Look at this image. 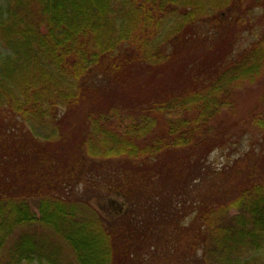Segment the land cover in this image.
Wrapping results in <instances>:
<instances>
[{
	"label": "trees",
	"instance_id": "trees-1",
	"mask_svg": "<svg viewBox=\"0 0 264 264\" xmlns=\"http://www.w3.org/2000/svg\"><path fill=\"white\" fill-rule=\"evenodd\" d=\"M199 45L189 86L138 85ZM263 80L264 0H0V264H264V92L219 121ZM74 113L78 172L46 149ZM239 136L252 148L212 169ZM114 193L117 223L91 205Z\"/></svg>",
	"mask_w": 264,
	"mask_h": 264
},
{
	"label": "rangeland",
	"instance_id": "rangeland-1",
	"mask_svg": "<svg viewBox=\"0 0 264 264\" xmlns=\"http://www.w3.org/2000/svg\"><path fill=\"white\" fill-rule=\"evenodd\" d=\"M250 40L251 39L247 38V36L246 37L243 36L241 42L245 44ZM202 49L205 50V54H206L207 50L206 48H202V45L191 48L189 50V54H185V55L182 54L181 57L173 61L174 65L170 64L165 67L162 73L158 76L157 80H153L152 76H147V75H144L143 78L139 77L141 80L139 81L138 85L141 84L142 89L145 92H147V94L150 95L153 94L154 97L163 96L169 93L170 91L178 92L180 91L178 90V88L184 87L186 84L187 86H189L190 83L188 82L189 80L187 76L188 72L186 71V67L184 68V66L185 65L187 66V63L189 62L191 55L193 61L198 57H201ZM208 54L211 55V57L213 58L211 62L210 61L208 62L214 63L215 62L214 59L215 57H218L219 51H216L215 53L208 52ZM215 54L216 56H212ZM263 92H264V80L259 84L248 86V88L238 91L236 94V99H237L236 107L228 114H226V116L224 114L220 116L222 118H220L219 121L222 119H227V118L229 119V117L232 115V117L229 120L241 119L240 122L243 123L246 120L244 119L245 117L247 118L253 114L254 111L253 109L256 107L258 97L261 96L262 95L261 93ZM130 95L131 94L123 98L125 102H130ZM90 102L92 101L90 100ZM90 102L89 103L87 102V106L83 107L82 112L84 111L87 112L88 110L91 109ZM127 104L129 107L131 106L130 103ZM99 105L100 103H98L95 106L98 107ZM66 118H67L66 120L67 123L63 125V132L65 134V137L64 140L61 142V146L54 147L48 145L46 149L49 150L50 152L56 153V158L59 160L60 165L62 164L64 166L62 168L71 169V167H74L75 170L73 171L78 172L79 170L78 167L81 161V157L79 156V146L80 144L82 145L86 137V134L88 132V122L85 117L83 118L81 114L76 115V113L72 114L71 116L70 115L66 116ZM228 125L233 128L232 123ZM237 127L238 126H236L233 129L232 128L230 129H232V132H237L235 131ZM19 137H21V139H19L18 142L25 141L26 144H28L29 141L26 136L20 135ZM4 140H5L4 138L0 139V141H4ZM15 140H17V138H15ZM236 140L237 141L235 142L237 143L225 147L223 150L217 149L211 154V156L208 159V165L210 163L212 169H218V170L223 169V167L226 164L228 163L232 164L236 162L239 156H242L243 154H245V152H248L252 148L250 144V136H246L244 138L242 136H239L236 138ZM13 142L11 141L9 144L8 143L7 144L14 146L15 143L13 144ZM256 143L258 144V142ZM165 156H167L166 159L168 160H171V158L173 157L172 154H170L169 152L166 153ZM145 160L146 159H144L141 163H143L147 167V165L151 162L144 163ZM175 162H176V157H175ZM182 162L183 161L179 159L177 164H181ZM124 168L126 167L124 166ZM155 171H153L152 175H149L147 179L152 184L156 182L157 179H159V183H160L161 178L164 177L162 176V172H159V174H157V172ZM169 175L170 176L173 175V172L172 174ZM142 180H146V179H142ZM147 188L146 187L143 188V193L144 192L151 193L150 190ZM83 190L84 189H82L81 191L84 194ZM34 204H36L35 201L31 202V205ZM91 205L93 210L96 211L98 215L101 216L105 221L107 222L111 221L113 223H117L120 219H122V216L126 214L129 208L126 203V200L121 195L115 193L106 197L97 196V198L95 197L91 199Z\"/></svg>",
	"mask_w": 264,
	"mask_h": 264
}]
</instances>
